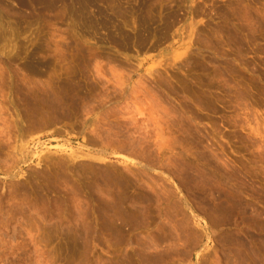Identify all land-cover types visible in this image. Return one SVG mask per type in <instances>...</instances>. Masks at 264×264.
I'll list each match as a JSON object with an SVG mask.
<instances>
[{
  "label": "rangeland",
  "instance_id": "obj_1",
  "mask_svg": "<svg viewBox=\"0 0 264 264\" xmlns=\"http://www.w3.org/2000/svg\"><path fill=\"white\" fill-rule=\"evenodd\" d=\"M0 264H264V0H0Z\"/></svg>",
  "mask_w": 264,
  "mask_h": 264
},
{
  "label": "bare ground",
  "instance_id": "obj_2",
  "mask_svg": "<svg viewBox=\"0 0 264 264\" xmlns=\"http://www.w3.org/2000/svg\"><path fill=\"white\" fill-rule=\"evenodd\" d=\"M141 114H142V112H141ZM136 120H137V119H136ZM141 126H142V125H141ZM144 127H146V126H144ZM145 129H146V128H145ZM127 140H128V139H127ZM119 142H120V140H119ZM121 142H122V141H121ZM121 142H120V144H121ZM124 143H125V142H124ZM124 143H123V144H124ZM129 143H130V139H129ZM131 143H133V142H131ZM131 143H130V144H131ZM123 144H121V145L124 146ZM125 144H126V143H125ZM182 164H183V162H182ZM188 165H189V164H188ZM211 166H212V165H211ZM186 167H187V166H186ZM186 167H185V168H186ZM185 168H184V166H183V169H184L183 171L185 172V175H186V174H188L187 172H188L190 166H189V168L187 167V169H188L187 172H186V169H185ZM191 169L194 171L193 168H191ZM192 170H191V171H192ZM195 170H196V169H195ZM198 170H199V169H198ZM183 171L181 170L182 173H184ZM189 171H190V170H189ZM193 171H192V172H193ZM204 171H205V170H204ZM195 172H196V171H195ZM195 172H194V173H195ZM199 172H200V171H199ZM199 172H198V174H196V173H195V174H196V175H200ZM182 173H181V174H182ZM190 173H191V172H190ZM195 174H193V176H194ZM182 175H183V174H182ZM182 175H181V177H182ZM208 175H209V174H208ZM213 175H214V174H213ZM183 176H184V175H183ZM186 176H187V175H186ZM189 176H192V174H190ZM211 176H212V175H211ZM211 176H210V177H211ZM198 177H199V176H198ZM202 177H204V176H202ZM202 177H201V178H202ZM185 178H187V177H185ZM188 178H190V177H188ZM192 178H193V177H191V179H192ZM194 178L196 179L197 177L194 176ZM195 179H192V180H195ZM203 179H205V178H203ZM203 179L200 180V177H199L198 180H200L201 183H202V182H204ZM182 180H183V179H182ZM185 180H186V179H185ZM198 180H197V181H198ZM202 180H203V181H202ZM190 181H191V180H190ZM190 181H189V182H190ZM200 181H199L198 183H200ZM206 181H207V180H206ZM206 181H205V182H206ZM186 182H187V181H186ZM192 182H193V181H192ZM223 182H224V181H223ZM190 183H191V182H190ZM196 183H197V182H196ZM201 183H200V184H201ZM206 183H207V182H206ZM206 183H205V184H206ZM225 183H227V182H225ZM183 184H184V183H183ZM202 184H203V183H202ZM202 184H201V185H202ZM223 184H224V183H223ZM195 185H196V184L194 183L193 186H195ZM197 185H198V184H197ZM209 185H210V184H209ZM205 186H206V185H205ZM195 187H196V186H195ZM200 187L203 188L204 185H203V186H200ZM207 187H208V185H207ZM201 188H200V189H201ZM205 188H206V187H205ZM223 188H224V187H223ZM205 190H206V189H205ZM208 190H209V189H208ZM208 190H207V191H204V192H208ZM201 191H203V190L201 189ZM209 191H210V190H209ZM215 192H216V191H215ZM219 192H221V191H219ZM213 193H214V192H213ZM213 193H208V194H209V195L211 194L212 196H214ZM223 193H224V192H223ZM203 194H204V193H203ZM206 194H207V193H206ZM221 194H222V193H221ZM225 194H226V193H224V195H225ZM146 195H149V194H146ZM224 195H223V196L220 195V198L224 197ZM226 195H227V194H226ZM226 195H225V196H226ZM142 196H143V195H142ZM205 196H206V195H205ZM216 196L219 197V193H218ZM216 196H215V197H216ZM135 197H136V196H135ZM144 197H145V195H144ZM144 197L142 198V200H145V199H146V198L144 199ZM146 197H147V196H146ZM206 197H207V196H206ZM215 197H213L214 200H215ZM227 197H228V196H227ZM124 198H125V197H124ZM147 198H149V196H148ZM151 198H152V197H151ZM151 198H150V199H151ZM220 198H219V200H220ZM224 198L226 199V201L229 200V199H227L226 197H224ZM228 198H229V197H228ZM126 199H127V197L125 198V200H126ZM130 199H131V198H130ZM136 199H137V198H135V200H136ZM139 199H140V198H139ZM206 199H207V198H206ZM217 199H218V198H217ZM225 199H224V200H225ZM132 200H133V199H132ZM148 200H149V199H148ZM148 200H147V201H148ZM126 201H127V200H126ZM126 201H125V202H126ZM133 201H134V200H133ZM133 201H131V202H133ZM150 201H151V200H150ZM222 201H223V200H222ZM222 201H221V204H223ZM226 201H225V202H226ZM134 202H135V201H134ZM223 202H224V201H223ZM126 203H127V202H126ZM129 203H130V202H129ZM138 203H139V200H138ZM140 203H143V202H141V200H140ZM140 203H139L138 205H140ZM144 203H145V202H144ZM148 203H149V202H148ZM136 204H137V201H136ZM136 204H135V205H136ZM221 204H220V209L217 207V208L219 209V213H220L221 207L223 208V206H225V205L222 206ZM143 205H144V204H143ZM136 206H137V205H136ZM148 206H149V205H148ZM137 207H138V206H137ZM140 207H141V206H140ZM149 207H150V206H149ZM131 208H132V205H131ZM134 208H135V207H134ZM141 208H142V207H141ZM213 208H214V210H216V207H213ZM132 209H133V208H132ZM143 209L146 210L145 208H143ZM211 209H212V208H211ZM218 209H217V210H218ZM223 209H224V208H223ZM137 210H139V208H137ZM137 210H136V212H137ZM144 210H143V211L139 210V211H141V213H142V212L145 213L146 211L144 212ZM212 210H213V209H212ZM217 210H216V211H217ZM139 211H138V212H139ZM132 212H133V211H132ZM136 212L134 211L133 213H136ZM147 212H148V210H147ZM147 212H146V213H147ZM210 212H211V211H210ZM212 213H214V212H212ZM139 214H140V212H139ZM214 214H215V213H214ZM214 214H213V215H214ZM216 214H217V213H216ZM213 215H212V216H213ZM217 215H218V214H217ZM219 215H220V214H219ZM129 216H130V215H129ZM135 216H137V215H134V217H135ZM215 216H216V215H215ZM139 217H140V216H139ZM130 218H132V217H130ZM213 218H214V217H213ZM187 220H188V219H187Z\"/></svg>",
  "mask_w": 264,
  "mask_h": 264
}]
</instances>
